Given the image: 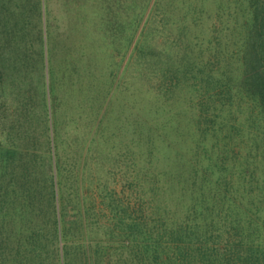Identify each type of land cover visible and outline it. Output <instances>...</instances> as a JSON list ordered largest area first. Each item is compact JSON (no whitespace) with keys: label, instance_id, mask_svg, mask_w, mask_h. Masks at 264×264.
<instances>
[{"label":"trees","instance_id":"1","mask_svg":"<svg viewBox=\"0 0 264 264\" xmlns=\"http://www.w3.org/2000/svg\"><path fill=\"white\" fill-rule=\"evenodd\" d=\"M0 264H264V0H0Z\"/></svg>","mask_w":264,"mask_h":264}]
</instances>
